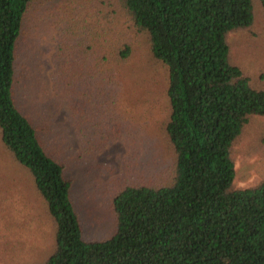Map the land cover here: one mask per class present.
<instances>
[{
  "label": "trees",
  "instance_id": "16d2710c",
  "mask_svg": "<svg viewBox=\"0 0 264 264\" xmlns=\"http://www.w3.org/2000/svg\"><path fill=\"white\" fill-rule=\"evenodd\" d=\"M33 2L0 0V204L7 166L17 162L55 230L51 252L26 264H264V176L233 182V147L264 115V87L252 83L231 38L264 13V0H61L52 89L72 137L48 133L41 103L20 92ZM138 48L167 70L164 102L135 84ZM116 138L134 149L152 139L147 148L163 161L115 177V229L86 238L66 156L76 142L87 156Z\"/></svg>",
  "mask_w": 264,
  "mask_h": 264
},
{
  "label": "rangeland",
  "instance_id": "374dc122",
  "mask_svg": "<svg viewBox=\"0 0 264 264\" xmlns=\"http://www.w3.org/2000/svg\"><path fill=\"white\" fill-rule=\"evenodd\" d=\"M59 2L61 0L33 2L22 35L20 92L26 91L31 103H41L42 119L47 121L44 123L48 133L59 130L72 137L68 112L52 89L51 73L55 67L52 53L57 43L55 23ZM231 38L236 58L252 83L264 87V13L258 10L254 22L246 29L231 34ZM136 56L143 68L135 84L149 89L155 100L160 98L164 102L168 81L166 68L150 60L142 48L137 49ZM140 139L144 142L140 140L136 143V149L130 148L123 138H116L87 156L78 153L80 145L77 142L74 148H70V154L66 156V175L72 179L71 198L79 212L86 238L106 237L115 229L111 204L115 177L127 176L129 170L139 172L153 162L161 164L163 161L156 147L147 148L152 146V139L146 138L147 144L144 138ZM135 150L139 151L138 155ZM153 154L158 156L155 161H152ZM233 157V182L236 186L255 184L264 176V115L251 118L234 144ZM9 165L6 174L10 177V186L7 198L0 204V264L38 262L53 249V222L45 203L32 189L31 176L23 165L17 162Z\"/></svg>",
  "mask_w": 264,
  "mask_h": 264
}]
</instances>
